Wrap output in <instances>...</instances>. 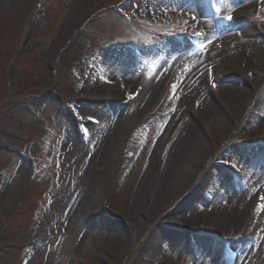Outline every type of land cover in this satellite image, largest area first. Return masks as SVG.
Here are the masks:
<instances>
[{
    "label": "rangeland",
    "instance_id": "rangeland-1",
    "mask_svg": "<svg viewBox=\"0 0 264 264\" xmlns=\"http://www.w3.org/2000/svg\"><path fill=\"white\" fill-rule=\"evenodd\" d=\"M241 2L201 0L197 17L206 24L192 28L189 17L162 12L173 0H0V264H168L164 254L190 264H264V241L248 244L260 234V202L216 231L210 211L193 217L191 231L169 224L209 208L206 199L218 189L200 182L211 165L231 159L246 169L236 187L245 176L254 187L264 180V135L239 137L247 97L236 94L225 111L215 109L213 134L195 125L191 145L164 170L171 173L166 187H155L164 157L199 97L184 101L171 126L159 111L141 115L148 78L164 75L165 85L199 55L197 48H212V30L237 18L253 28L264 17L254 9L227 12ZM243 50L242 63L225 78L240 89L248 75L264 77V62ZM103 58L137 79L124 94L109 88L113 98L92 100L86 94ZM108 119L106 143L98 147L95 133Z\"/></svg>",
    "mask_w": 264,
    "mask_h": 264
},
{
    "label": "bare ground",
    "instance_id": "bare-ground-1",
    "mask_svg": "<svg viewBox=\"0 0 264 264\" xmlns=\"http://www.w3.org/2000/svg\"><path fill=\"white\" fill-rule=\"evenodd\" d=\"M173 1V4L167 3L163 6V8H161L163 13H172V11H176V13H179L184 17H189L192 28L202 27L206 24V21L198 19L197 17L201 16L200 13H197L200 5L202 4L201 0ZM236 1L241 0H228V6L230 3ZM237 7L239 8L236 9V5H234V7H227V12L239 13L243 9H254L261 11L264 14V0H242L241 4ZM207 11L208 10H206V12ZM210 11L212 13L215 9L212 8ZM257 20L258 23H256V26L253 28L244 25L241 19L237 18L230 26L218 27L216 30H212L215 34V38L212 41H209L208 44V47L210 46L212 48H209L206 51L203 49L195 51L199 55L193 58L191 64L187 66L185 71L179 69L180 74H173L172 77H168L165 85L161 82L165 77L164 75L148 78L143 85L141 95L143 96L144 94V99L142 98L144 103L141 106V115L146 116L155 114V112L159 111L163 113L161 116L163 117L164 123L167 125L169 124V126L174 124L180 119V117L183 116V104L186 99L191 96L199 97L195 110H191V108L190 110H185L188 114V119L181 132L178 133L175 140L172 142L166 157H164L165 165L161 169V174H159L158 180L155 183L156 188L157 186L158 188L166 187L167 184H169L168 181L171 177V173L169 175L167 173L168 176H164L166 172L164 170L167 169L173 158H176L177 155H180V153L188 147V145H191L194 132L197 131L195 125H200V127L205 130L208 135L213 134L210 133L212 128L209 127L208 129V126L211 125V123L208 125V121L212 120V117L216 115L215 109L220 108L225 111L228 107L229 99L236 94L239 95L241 93L242 96L247 97L244 119L240 124L242 130V133L239 135L240 140L245 142L250 135L256 133L264 135V77L255 78L248 75V77L244 80V85H247V88L243 85L244 87H241L242 89L238 88V85L225 82V78L227 79V77L233 76L232 73L234 70L233 68H230V66L235 65L237 62L242 63L244 58L242 53L244 51L243 49H249L252 58L261 59L264 62V17L261 19L258 17ZM213 50H216L217 53L211 56L210 54ZM103 60H101L103 65L100 71L92 72V82L90 84L91 92L86 94V96L92 100H105L113 98V93H111L110 90V92L107 90L109 88L112 91L117 90L118 88V92L120 94H124L129 90L130 83L137 79V76L134 75V71L131 72V74H127L129 71H116V65L119 64L110 63L109 61H106L105 58H103ZM261 60H259V62ZM174 81H176V84L173 94L170 98H167V94H169V87H171ZM228 81L230 80L228 79ZM101 85L104 86V90L97 92L95 89L100 88ZM119 87L122 89L121 92L119 91ZM164 101H166L165 104L163 103ZM108 122H110L109 119L107 122H103L101 126L98 127L99 130L95 133V143L98 147L106 143L105 141L108 137L107 131L110 127ZM223 122L224 119H220L219 117L218 123ZM164 130H162L161 134L155 136L157 141L162 138ZM258 144H264V138L261 140V143ZM244 146L253 149L257 146V144L255 146L244 144ZM239 156L245 157L241 156V154ZM225 161L229 162V165H227ZM225 161H220L216 163V165H211V167L207 169L206 173L204 172V175L202 176L200 183L207 182L211 186L217 187L218 189L216 191V196H212V200L210 199V201H208L209 208L207 207L204 211L202 210V214L197 212L192 216L188 215L187 217L182 216L172 218V220L169 221V224H172L171 226H174L183 232L191 231L192 219L198 216L204 217V215H207L210 211V214H212L213 219L216 221L213 227V230L216 231L218 226L220 224L223 226V223L225 222L233 226L239 219L245 217L246 213L249 212V209L254 210L251 206V202L253 204L260 202L261 212L256 221V226L258 227L260 234L258 233L257 238L253 242L259 243L264 241V199H261L264 197V180L254 187L250 183H247L249 180L248 177L245 176L246 181L243 183L240 182L244 188H239L238 185L240 184L238 183L236 187L235 179L240 176V171L243 167H241L239 163H234L231 159H227ZM240 162L242 164L245 163V161ZM147 171L148 170L146 169L143 174L147 173ZM244 172L245 175H247L248 171H246V169L243 170V174ZM250 172L253 177H258V175H256V169L251 168ZM251 180L253 181V179ZM254 180L256 181L257 179ZM240 190H243L244 193L241 194ZM251 193H254V196L250 201L249 197ZM154 195L155 194L152 193V197L150 199L149 205L151 210L155 205ZM148 214L149 213L147 212L146 215ZM198 236L203 237L200 234H198ZM236 239L239 238L236 237L235 240ZM241 239H244L243 241L247 244L245 238ZM248 244L253 245V243L250 242H248ZM164 255L168 264H190L182 261V257H177V255L170 257L166 254ZM221 259H216V261H220Z\"/></svg>",
    "mask_w": 264,
    "mask_h": 264
},
{
    "label": "snow or ice",
    "instance_id": "snow-or-ice-1",
    "mask_svg": "<svg viewBox=\"0 0 264 264\" xmlns=\"http://www.w3.org/2000/svg\"><path fill=\"white\" fill-rule=\"evenodd\" d=\"M217 11H219V9H217ZM228 19H231V17H228ZM173 89H175V85H173ZM261 199H264V197H262Z\"/></svg>",
    "mask_w": 264,
    "mask_h": 264
}]
</instances>
